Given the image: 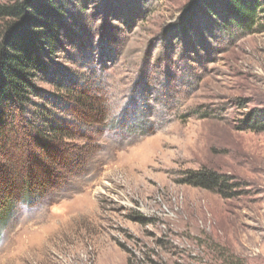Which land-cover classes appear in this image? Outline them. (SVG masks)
<instances>
[{
  "label": "rangeland",
  "instance_id": "1",
  "mask_svg": "<svg viewBox=\"0 0 264 264\" xmlns=\"http://www.w3.org/2000/svg\"><path fill=\"white\" fill-rule=\"evenodd\" d=\"M189 1L69 7L83 37L53 59L52 81L36 82L45 95L11 114L0 145L2 184L44 170L51 181L0 221V264H264V130L245 123L252 111L264 123V34L201 18L177 36ZM71 79L106 95V125L77 123L59 101L54 82ZM56 125L72 139L58 146L64 166L47 142L69 139L52 138ZM204 168L239 187L226 198L184 184Z\"/></svg>",
  "mask_w": 264,
  "mask_h": 264
},
{
  "label": "trees",
  "instance_id": "2",
  "mask_svg": "<svg viewBox=\"0 0 264 264\" xmlns=\"http://www.w3.org/2000/svg\"><path fill=\"white\" fill-rule=\"evenodd\" d=\"M76 1L0 0V145L4 146L7 141L11 114L18 111L23 114L34 104L32 97L45 95L36 82L40 79L52 81L55 74L52 65H56L52 62L53 59L69 41H77L83 37L80 27L72 22L74 17L69 11V7ZM201 18L209 21L214 30L219 29L218 24L222 23L224 26L234 25L246 34H264V0H190L171 32L182 37L196 34ZM74 26L78 29H73ZM54 83L66 91L67 94L58 99L73 107L72 114L77 123L86 127L102 122L103 126L107 124L109 109L102 102L106 97L104 93L86 88L76 79L69 85L58 81ZM92 93L100 96L95 98ZM96 108L100 110L96 111ZM257 113L250 112L245 123L247 128L262 131L264 123ZM53 130H57V133L52 132V138L60 135L69 138L47 140L49 143L55 141V151L58 154L53 159L54 165L61 162L64 166L69 164L70 158L63 156L58 146L62 145L61 142L72 139L62 126L56 125ZM15 175L18 179L9 181L7 185L0 182V221L6 220L19 203L27 202L22 199V194H35L38 198H43L47 186L51 184L50 177H44L47 175L46 170L43 171L41 180L35 175L20 179V174ZM233 180V177L204 168L189 172L184 184L230 198L226 195L227 191L239 187L237 183H229ZM8 202L10 206L7 205Z\"/></svg>",
  "mask_w": 264,
  "mask_h": 264
}]
</instances>
